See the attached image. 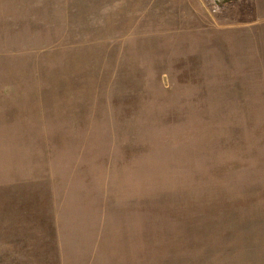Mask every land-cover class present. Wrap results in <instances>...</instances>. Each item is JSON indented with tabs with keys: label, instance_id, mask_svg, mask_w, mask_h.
I'll return each instance as SVG.
<instances>
[{
	"label": "rangeland",
	"instance_id": "obj_1",
	"mask_svg": "<svg viewBox=\"0 0 264 264\" xmlns=\"http://www.w3.org/2000/svg\"><path fill=\"white\" fill-rule=\"evenodd\" d=\"M0 264H264V0H0Z\"/></svg>",
	"mask_w": 264,
	"mask_h": 264
}]
</instances>
